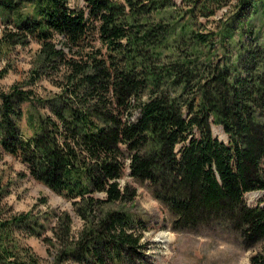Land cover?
I'll return each mask as SVG.
<instances>
[{"label":"trees","instance_id":"1","mask_svg":"<svg viewBox=\"0 0 264 264\" xmlns=\"http://www.w3.org/2000/svg\"><path fill=\"white\" fill-rule=\"evenodd\" d=\"M83 2L0 0L5 24L14 28L2 31L0 55L34 39L32 80L55 78L59 88L55 101H42L53 103L51 115L36 122L29 114L25 136L22 105L34 91L0 87V149L80 205L86 223L68 242L71 219L58 217L64 248L57 260L72 253L76 264H113L143 255L142 233L129 232L134 224L125 213L98 217V205L136 195L127 182L120 185L127 167L171 213L172 230L228 227L245 247L262 245L250 264H264V197L254 206L244 199L264 190V45L239 41L234 59L227 49L235 34L252 35L257 0H236L229 22L213 30L198 19L207 21L225 0ZM211 125L221 126L227 142ZM29 216L0 213V264H41L16 236Z\"/></svg>","mask_w":264,"mask_h":264},{"label":"rangeland","instance_id":"2","mask_svg":"<svg viewBox=\"0 0 264 264\" xmlns=\"http://www.w3.org/2000/svg\"><path fill=\"white\" fill-rule=\"evenodd\" d=\"M174 1L177 6L182 4L181 0ZM225 1L226 4L221 5L207 21L204 18L198 19L206 29L213 30L216 29L217 24L229 22L236 8V0ZM83 3V0H68L69 6L82 7ZM263 7L261 0H257V10L250 13L252 35L243 34L241 39L237 34L234 35L227 46L230 58L234 59L233 56L237 51L236 44L239 41L264 45ZM4 20L5 15L0 11V37L4 29H14L12 25L5 24ZM5 26L7 28H4ZM195 29L201 30V26L196 25ZM239 30L238 27L236 33ZM95 46L98 47V42ZM57 47H60L59 43ZM223 48L217 50L218 56ZM38 49L39 44L29 38L28 44H17L8 50L4 49L0 55V70H7L0 78L1 89L9 92L11 87H15L34 91L32 100L22 105V118L19 125L25 136L31 135L26 124L29 114L34 115L36 122H39L40 116L51 115L50 107L53 103H42V101H55L59 91L55 78L43 77L37 81L32 80L33 70L39 60ZM137 113V110L134 111L133 117ZM211 130L219 140L227 142V135L220 125H211ZM125 182L135 189L134 198L124 202L98 205V217L103 218V215L110 211L125 213L130 223L134 224L128 229L129 232L142 233L140 243L143 245V255L139 254L136 257L125 255L120 260H115L113 264H250V257L261 250L260 243L245 247L238 233L222 225L203 227L198 231H174L171 228L173 220L171 213L152 197L146 182L129 177L127 167L120 179V185L123 186ZM93 195L99 199L104 197L101 192ZM263 197L264 190L251 191L244 195L245 202L249 206L261 203ZM77 208L80 209V205H75L71 200L56 194L33 179L26 164L0 149L1 217L5 219L13 214L30 212L27 220L28 228L16 230V236L21 244L38 257L41 264L77 263L72 253L66 261L57 260L60 249L64 248L58 237L63 231V225L58 217L66 213L71 219L68 242H73L78 233L86 227V223L76 211ZM48 238H52V241Z\"/></svg>","mask_w":264,"mask_h":264},{"label":"bare ground","instance_id":"3","mask_svg":"<svg viewBox=\"0 0 264 264\" xmlns=\"http://www.w3.org/2000/svg\"><path fill=\"white\" fill-rule=\"evenodd\" d=\"M160 237V236H159Z\"/></svg>","mask_w":264,"mask_h":264}]
</instances>
